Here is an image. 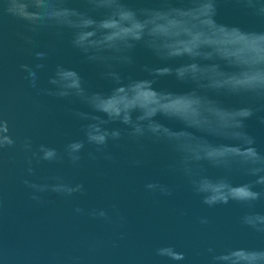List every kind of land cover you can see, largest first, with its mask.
Masks as SVG:
<instances>
[{
	"label": "water",
	"instance_id": "obj_1",
	"mask_svg": "<svg viewBox=\"0 0 264 264\" xmlns=\"http://www.w3.org/2000/svg\"><path fill=\"white\" fill-rule=\"evenodd\" d=\"M0 264H264V0H0Z\"/></svg>",
	"mask_w": 264,
	"mask_h": 264
}]
</instances>
